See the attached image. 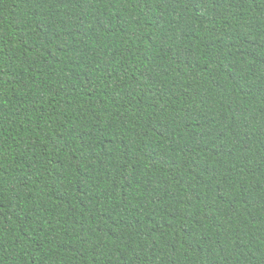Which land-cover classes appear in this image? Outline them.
<instances>
[{"label":"trees","instance_id":"obj_1","mask_svg":"<svg viewBox=\"0 0 264 264\" xmlns=\"http://www.w3.org/2000/svg\"><path fill=\"white\" fill-rule=\"evenodd\" d=\"M0 264H264V0H0Z\"/></svg>","mask_w":264,"mask_h":264}]
</instances>
